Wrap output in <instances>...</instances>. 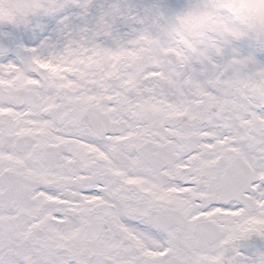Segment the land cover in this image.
<instances>
[{
    "label": "snow or ice",
    "instance_id": "6c2138e0",
    "mask_svg": "<svg viewBox=\"0 0 264 264\" xmlns=\"http://www.w3.org/2000/svg\"><path fill=\"white\" fill-rule=\"evenodd\" d=\"M0 264H264V0H0Z\"/></svg>",
    "mask_w": 264,
    "mask_h": 264
}]
</instances>
